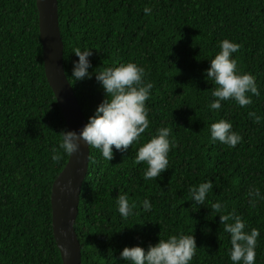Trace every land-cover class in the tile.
I'll return each instance as SVG.
<instances>
[{
    "label": "trees",
    "instance_id": "1",
    "mask_svg": "<svg viewBox=\"0 0 264 264\" xmlns=\"http://www.w3.org/2000/svg\"><path fill=\"white\" fill-rule=\"evenodd\" d=\"M63 63L86 121L104 98L95 80L74 82L76 48H92L89 71L119 63L144 67L153 84L149 129L125 152L104 160L89 146L87 175L74 228L81 264H125V246L145 249L159 236L193 234L191 264H232L230 236L211 209L235 213L259 230L256 264H264V200L249 204L250 188L264 195V0H57ZM151 13L146 14L145 8ZM228 39L241 72L252 74L260 96L241 107L234 100L210 110L214 82L209 60ZM249 95H251L249 93ZM256 112L260 123L248 116ZM225 119L243 139L235 147L210 140V125ZM172 129L169 168L144 179L147 165L136 150L156 129ZM68 130L43 66L35 0H0V264H61L51 227V186L68 156L52 160L60 132ZM213 180L205 205H194L189 188ZM127 194L134 214L122 218L116 200ZM152 205L145 212L142 202ZM195 211L192 209L196 208Z\"/></svg>",
    "mask_w": 264,
    "mask_h": 264
},
{
    "label": "clouds",
    "instance_id": "2",
    "mask_svg": "<svg viewBox=\"0 0 264 264\" xmlns=\"http://www.w3.org/2000/svg\"><path fill=\"white\" fill-rule=\"evenodd\" d=\"M146 14L151 13L145 8ZM240 44L224 39L219 43V51L209 60V67L205 70L206 79L214 82L211 91L214 98L208 104L210 110L219 111L223 102L234 100L239 106L246 107L252 104V96L259 97L256 78L238 69L237 60L233 54L238 52ZM73 53L78 60L73 62L71 77L74 82L91 79L93 73L95 80L104 92V98L96 106L87 123L79 133L71 130L60 132L61 139L58 148L52 149V160L59 162L61 152L71 156L80 151L81 142L86 146L98 149L104 160L114 158V150L125 152L134 142H139L141 135L149 129V109L146 101L149 100L153 84L146 81L144 67L135 62L119 63L116 66L102 67L99 70L89 71L92 67L89 57L92 48H76ZM249 93L251 95H249ZM248 116L260 123L262 117L256 112H249ZM172 129L160 127L154 135L136 150L134 163H144L145 180L159 177L169 168V152L175 143L171 140ZM243 137L233 130L231 122L219 119L210 125V140L212 143L220 142L229 147H235ZM213 180H206L197 186L189 188L191 200L194 205H205L208 193L213 191ZM249 204L253 207L257 199L264 200L258 188H250L248 192ZM119 215L127 219L134 214V204L129 203L128 195L121 194L116 200ZM145 212H150L152 205L146 198L142 202ZM225 205L217 201L211 204V209L219 215V221L224 225V231L230 236L229 258L232 264H256V247L260 232L256 228L246 230L247 226L241 216L235 211L221 214ZM197 209H192L195 211ZM197 244L193 234L182 232L168 235L167 238L159 236L155 245L147 249L135 245L125 246L119 253L125 264H191L197 252Z\"/></svg>",
    "mask_w": 264,
    "mask_h": 264
},
{
    "label": "water",
    "instance_id": "3",
    "mask_svg": "<svg viewBox=\"0 0 264 264\" xmlns=\"http://www.w3.org/2000/svg\"><path fill=\"white\" fill-rule=\"evenodd\" d=\"M35 4L47 82L67 129L79 133L87 121L64 70V44L59 28L58 1L35 0ZM88 163L89 146L81 142L80 151L68 156L65 166L51 186V227L61 264H81V246L74 223Z\"/></svg>",
    "mask_w": 264,
    "mask_h": 264
}]
</instances>
